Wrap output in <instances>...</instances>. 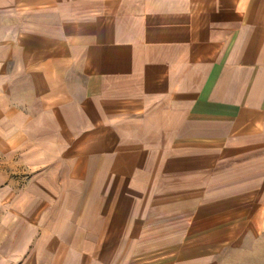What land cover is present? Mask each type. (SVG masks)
<instances>
[{
    "label": "crops",
    "instance_id": "0c3cea01",
    "mask_svg": "<svg viewBox=\"0 0 264 264\" xmlns=\"http://www.w3.org/2000/svg\"><path fill=\"white\" fill-rule=\"evenodd\" d=\"M0 150L9 264H264V0H0Z\"/></svg>",
    "mask_w": 264,
    "mask_h": 264
},
{
    "label": "rangeland",
    "instance_id": "374dc122",
    "mask_svg": "<svg viewBox=\"0 0 264 264\" xmlns=\"http://www.w3.org/2000/svg\"><path fill=\"white\" fill-rule=\"evenodd\" d=\"M12 15L15 17L16 13ZM10 24H14L16 29L18 21L12 18ZM32 178V170L22 157L0 150V264H9V261H16L20 257L13 251L20 243H33L32 236L24 241L25 226L16 215V199L31 191Z\"/></svg>",
    "mask_w": 264,
    "mask_h": 264
}]
</instances>
